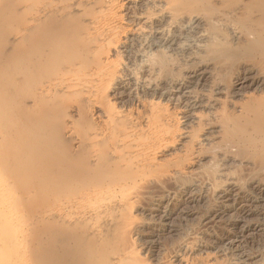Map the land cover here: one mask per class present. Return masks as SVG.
I'll list each match as a JSON object with an SVG mask.
<instances>
[{"label":"rangeland","instance_id":"374dc122","mask_svg":"<svg viewBox=\"0 0 264 264\" xmlns=\"http://www.w3.org/2000/svg\"><path fill=\"white\" fill-rule=\"evenodd\" d=\"M35 1L0 0L2 10L17 7L11 21L0 15V264H41L48 242L69 232L102 252L95 264H264V59L244 52L238 19L247 0L216 3L213 16L181 15L178 23L163 0ZM39 9L61 11L79 26L84 62L59 48L56 73L34 75ZM221 34L239 62L217 58L212 44ZM161 51L162 67L152 57ZM110 70L118 85L132 87L110 85ZM42 107H53L48 119L59 123L44 132H57L59 147L75 159L87 155L92 163L106 151L133 163L131 171L147 164L146 175L121 196L78 185L50 192L41 177L22 180L20 172L33 174L53 152L33 150V114ZM234 127L240 139L227 142Z\"/></svg>","mask_w":264,"mask_h":264},{"label":"bare ground","instance_id":"6f19581e","mask_svg":"<svg viewBox=\"0 0 264 264\" xmlns=\"http://www.w3.org/2000/svg\"><path fill=\"white\" fill-rule=\"evenodd\" d=\"M36 1H35V3H36ZM40 1L41 0H39V2ZM46 1H49V0H46ZM46 1H43V2H46ZM243 1L244 0H163L162 2H164L163 8H167V12L170 13L169 17L171 19H173L174 23H178L179 16H181V15L187 16V15H191L194 13H196V14L197 13H201V14L210 13V15L213 16L215 11H216V7H215L216 3H222V4H225L227 6H232V5L239 6ZM9 2H11V1H9ZM39 2H38V4H39ZM61 2H64V1H61ZM49 3H50V1H49ZM49 3L46 2V4H49ZM51 3H53V2H51ZM0 4H2V3H0ZM8 4H10V3H8ZM13 4H10V5L13 6ZM40 4H42L44 6L43 7L41 5L42 6L41 8H45V5H46L45 3L41 2ZM247 4L249 5V10L245 13L244 17H240L238 19V21H240V23L243 27L244 33L247 35L246 44L244 46V52H245L246 56L247 55H259L261 58L264 59V0H247ZM4 5L7 7V2ZM4 5H2V6H4ZM33 5L36 6L34 3H33ZM56 5H57V3H56ZM62 5H64V3ZM165 5H166V7H165ZM6 7H3V8L6 9ZM58 7L59 8L62 7L61 4ZM0 8H2V7H0ZM16 8L11 7L10 9H7V10L0 9V10H2V11H0L1 17H5L4 19H7V17H9L10 21H11V17L13 18L12 15L15 13V11L13 9H16ZM50 8H51V6H50ZM39 10L40 11H37V15L36 16L34 15V19H35V17H36V19L33 22V44H34V46H33V73H34V75L36 76V74L40 75L43 73H46L48 75L50 73V76H51L53 73L54 74L56 73L59 65L61 64V62L63 60V57L59 56V53H58L59 48H63L65 50L64 52L66 55L70 54L69 57H71V55H73V56H75V58L84 62V59H83L84 58L83 57V54H84L83 51L84 50H82L83 44L81 45L80 38L77 39L78 38V36H77L78 31L77 30H78L79 26L75 25V22H74V25H73V23H70V21H69L70 18L68 16H64L63 14L58 15V13H59L58 10H57L58 12H54V11L52 12L51 10L49 12V11H46L47 10L46 9L45 10L46 12L44 11L45 14H44V12H42L41 9H39ZM256 12H257L256 15H259L258 20L251 19L248 16V14L251 16V14H255ZM60 13H61V11H60ZM17 20H19V19H17ZM12 21H14V20L12 19ZM150 22H152V21H150ZM14 23H16V22H14ZM12 24H13V22H12ZM135 26H138V24ZM80 28H82V27H80ZM141 28H142V26H141ZM8 29H10V28H8ZM215 30L218 33V30L217 29H215ZM80 31H81V29H80ZM84 45H86V44L84 43ZM212 46H214V49L216 51L215 54H216L217 58L220 60H223V61L230 60L232 62H239V60H241L239 57V50L233 46L232 42L226 40L223 34H221V36L218 37V40L214 41ZM73 48H76V49H73ZM86 51H88V50H86ZM89 51H88V53H90ZM88 55H90V54H88ZM152 57L154 58V61L160 67L164 66L168 62L166 55L162 51L157 52V54L152 56ZM151 58H149V59H151ZM151 60L153 61V59H151ZM76 61H75V64H76ZM77 63H79V62L77 61ZM87 63H88V61H87ZM81 64L84 65V63H81ZM98 64H100V63H98ZM101 69H102V67H101ZM103 69H102V72H103ZM114 70H113V72L110 70L112 72L110 77L108 75H106L108 77V82L110 83V85H113V87H114V85H116L118 83V80H117V74L118 73L116 74V72H115L116 70L115 71ZM124 71L125 70H122V73ZM102 72H100V73H102ZM106 72H108V71H106ZM104 73H105V71H104ZM124 73H126V72H124ZM97 74H98V72H97ZM93 76L94 75H92V77ZM109 78H110V80H109ZM237 79H238V77H237ZM241 79H245V76L244 75L239 76L238 80H241ZM117 87H120L122 89L123 88L128 89V88H131L132 86H129L128 83L127 84L119 83V85ZM144 90L143 89L141 90V92L144 94L149 92L147 90H146L147 92ZM139 93L140 92H138V90H136V95H138ZM95 95H96V93H95ZM261 107H262V109L258 110V114L261 113L259 115L264 117V103L262 104ZM53 111H54L53 107H52V109L49 107H42L39 112L37 111L33 114V150L36 146H38L37 148L42 146L41 147L42 149H45V147H52L53 152H51V154L49 153L48 158H47V156L46 157L44 156L45 158H43V155H42V158L44 160L42 158H40L41 156L40 157L38 156L42 160L39 161V164L37 167H35V169L33 168V174L30 171L23 170L22 172H20L22 174H18L19 178H21L22 180L24 179V181L27 182L32 177V175H33V181H34V179L41 177V180L43 178L45 181V184L42 186H45V188L47 187L48 190L50 189V192H55V191H61V192L67 191V192H69L68 190H72L75 185H78L76 187L83 186V189L86 188L85 190H87L88 192H90V191H97L98 192V190L101 192V190L102 191L104 190V191H106V193L108 191H109L108 193H114L115 192L116 194L119 193L121 196V193L125 194V193H129L131 190H133L136 182L139 179H141L143 176L146 175V173L148 171V165L147 164H146L147 166L145 164H144L145 165L144 166L140 162L143 165L142 168L140 167L141 165L140 166L138 165L139 167H137V169L139 168L140 170H136L134 168L135 170L133 169V171H131L132 170L131 168H133V166H132L133 163H129V164L127 163L126 164V161L124 163L122 161L123 164H126V166H124L123 164H120L121 162L119 163L115 159H113V157L110 155L111 153L109 155L112 158L109 157V155H107V157H109V158H106L105 154H104V152H106V151H104V152L100 151L101 153L98 151V152H96L97 154H95V152H93L95 154L96 159H95V161L93 160L94 162H92V163L89 161V159H88L89 156H87V155H86L87 158H86V156H84L80 160L75 159L71 155L69 150L66 148L67 146H65V147L60 146L59 147V145H60L59 141H56L57 140V132H51L52 130L51 131L49 130L50 131L49 133L44 132V129L48 128V126L50 124H55L54 127L59 128V126H58L59 123L50 122L48 119L49 116H51V114L53 113ZM260 111H262V112H260ZM115 124H116V122H115ZM121 125H122V123H121ZM130 127H132V126H130ZM238 128L239 127H237V128L234 127V128H231L230 130L228 129L226 131L227 137H228L227 142L238 141L240 139V137H237V139L235 140V138L233 137L234 135L232 136L233 132L240 131V130H236ZM125 129H127V128H125ZM112 130H110L109 134H112L111 133ZM124 130L122 128V134H123L122 137H124V134H126L125 132H127L126 130L125 131ZM130 132H132V131H130ZM159 132H160V130H159ZM114 133H115V131H114ZM114 133H113V135H114ZM128 133H129V131H128ZM105 137H107V136H105ZM110 137H112V135ZM114 138H116V137H114ZM114 138H113V141H115ZM117 139H118V137L116 138V140ZM113 141L110 140V143H113ZM84 142H85V140H84ZM85 143H87V142H85ZM108 144H109V142H108ZM126 144H127V142H126ZM113 145H114V143H113ZM106 147H107V145H106ZM114 147H115V145H114ZM41 148H39L38 150L43 151ZM47 150H48V148H47ZM91 150H94V149H91ZM109 150H110V148H109ZM127 150H129V147ZM119 152H121V151H119ZM45 154L47 155V152ZM87 154H89V153H87ZM35 155H38V154L36 153ZM35 155L33 153V161H34ZM115 157H116V155H115ZM117 157L120 158V156H117ZM36 158H37V156H36ZM93 158H94V156H93ZM118 164L120 167L122 165L124 166L123 167L124 169L122 172L118 171V167H117ZM46 166H48V167L46 168ZM38 180H40V178ZM44 181H43V183H44ZM36 190L38 191V189H36ZM43 190H44V188H43ZM111 196L113 197L112 194H111ZM102 197L105 198V196H102ZM108 198H110V197H108ZM106 200H107V198H106ZM122 203H123V201H122ZM67 231L68 230L65 231V234H67L66 233ZM68 234L66 236L63 235L65 237L61 240V242H56L55 240H51L50 243L48 242L47 245L49 247V244H50V247L47 248V245H46L44 252L41 251L42 253H40L41 254V257H40L41 258L40 259L41 264H95V263H93L94 258H98V256H100V254L102 252L100 253V251L93 249V247H91L90 242H83V244H82L81 236L79 234H77V233L70 234V232ZM106 237H105V239H106ZM102 238H104V237H102ZM56 243L57 244L60 243V245H61L59 247L60 249L57 247ZM123 243H124V241H123ZM101 250L103 251V249H101ZM115 251L117 253V250H115ZM120 261L123 262L124 264H130L131 262H132L131 264H133V262H134L133 259L130 260L128 258H125V260L120 259ZM120 261L118 263H121ZM134 263L137 264L136 262H134Z\"/></svg>","mask_w":264,"mask_h":264}]
</instances>
